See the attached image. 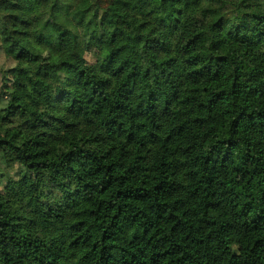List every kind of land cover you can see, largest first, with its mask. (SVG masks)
<instances>
[{"label": "trees", "instance_id": "obj_1", "mask_svg": "<svg viewBox=\"0 0 264 264\" xmlns=\"http://www.w3.org/2000/svg\"><path fill=\"white\" fill-rule=\"evenodd\" d=\"M0 48V264H264V0H0Z\"/></svg>", "mask_w": 264, "mask_h": 264}, {"label": "rangeland", "instance_id": "obj_2", "mask_svg": "<svg viewBox=\"0 0 264 264\" xmlns=\"http://www.w3.org/2000/svg\"><path fill=\"white\" fill-rule=\"evenodd\" d=\"M100 60V54L95 49L88 50L83 57V64L85 67H90ZM12 59L8 58L0 48V83L2 80L3 71L13 66Z\"/></svg>", "mask_w": 264, "mask_h": 264}]
</instances>
